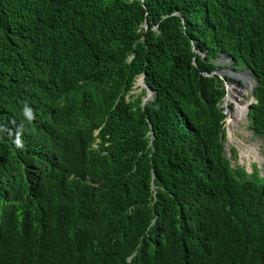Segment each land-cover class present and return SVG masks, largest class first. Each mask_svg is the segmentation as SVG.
I'll return each mask as SVG.
<instances>
[{
    "label": "trees",
    "instance_id": "16d2710c",
    "mask_svg": "<svg viewBox=\"0 0 264 264\" xmlns=\"http://www.w3.org/2000/svg\"><path fill=\"white\" fill-rule=\"evenodd\" d=\"M222 55L258 79L264 137V0H0V264H45V243L61 264L122 244L140 251L110 264H264V168L225 154ZM86 206L102 244L79 260Z\"/></svg>",
    "mask_w": 264,
    "mask_h": 264
},
{
    "label": "clouds",
    "instance_id": "9594fccd",
    "mask_svg": "<svg viewBox=\"0 0 264 264\" xmlns=\"http://www.w3.org/2000/svg\"><path fill=\"white\" fill-rule=\"evenodd\" d=\"M221 60L223 63H226V62H229L231 63V58L229 57H225V56H221ZM226 66H224L225 68ZM233 68H235V70L239 69L241 71H244V70H248L245 74H252L254 76V82L250 85V90L251 92L253 93V97L255 99V101L253 102H250V109H251V105L252 103H255L256 102V98L254 96L255 94V88L257 87V85L255 86L254 90H253V85L255 84V78L256 76L254 75L253 71L250 69V68H247V67H240V68H236L232 65ZM224 68H221V69H217L216 70V73L221 77V78H224V76H229L231 77L230 75H222L221 74V71L224 70ZM227 73H230V72H227ZM231 74V73H230ZM232 75V74H231ZM232 78V82H237L239 83L240 85L241 84H245L243 86H246L248 83L247 81H243V79H239V80H236L234 79L233 77ZM258 80V79H257ZM137 81V80H136ZM244 82V83H243ZM229 83L231 82H228V81H225V87H226V91L228 89V86H229ZM258 84V83H257ZM146 88V87H145ZM147 89V88H146ZM148 92V90H147ZM228 93V91H227ZM227 93L226 95L224 96V101H225V97L227 96ZM147 94V93H146ZM146 96V95H145ZM153 98V96H152ZM151 98V99H152ZM149 99V98H148ZM147 99V100H148ZM146 100V99H145ZM224 107V106H223ZM226 110H230L231 107H226L224 108V111ZM233 109V108H232ZM248 110H249V106H248ZM226 115H227V112L225 111ZM249 113H250V110H249ZM249 113L247 112V118L250 120V117H249ZM226 119V118H225ZM224 127H225V123H224ZM226 132V130H225ZM259 135V134H257ZM261 136V135H259ZM263 137V136H261ZM226 138V137H225ZM264 138V137H263ZM224 151H225V148H224ZM242 167V166H241ZM257 168V167H256ZM245 169V168H244ZM258 169V168H257ZM246 170V169H245ZM249 174H251L253 172V167H252V171H248L246 170ZM87 175L85 176L84 179L82 178H78L77 180H82L83 184L86 186L89 179L87 180ZM82 216L84 218V222L87 223V224H84V227H83V230L81 233L77 234L74 236V239L72 240L71 242V251L72 253L77 256L79 258V260L81 259V257L87 253V252H90V251H93V250H96L98 249L102 242H101V239L99 238V236L93 231V228L90 224V212H89V208L86 206V208L84 207V211L82 212ZM67 230V227H64V226H60V225H55L53 227V229L50 231V234L52 236H55L57 235L58 233H61L63 231ZM3 240L4 239H1L0 238V248H2L3 245ZM43 248H44V262L45 264H61V260H60V256H59V253L55 252L54 250H51L47 244H43ZM139 245L137 246V248H133L131 244L127 245V244H122V245H116V246H113L112 249H111V260L110 262H108L107 264H110L112 262H115L117 260H121V259H125L126 262L128 263L133 256H135L138 252H139ZM144 253V252H143Z\"/></svg>",
    "mask_w": 264,
    "mask_h": 264
},
{
    "label": "rangeland",
    "instance_id": "374dc122",
    "mask_svg": "<svg viewBox=\"0 0 264 264\" xmlns=\"http://www.w3.org/2000/svg\"><path fill=\"white\" fill-rule=\"evenodd\" d=\"M224 64L226 66L224 68V70L226 72H230L232 74L231 77H233L234 79H236V80L243 79V81L246 80L248 82H251V84L254 82V76L252 74H249V73L245 74L248 70H244V71H241L239 69L234 70L233 67H232V63L226 62ZM138 79H140V77ZM138 79L136 81L137 83L135 82V84H134V89L132 91L133 94H137V93L141 92L142 89L146 87L144 83H142V85L139 86V81L140 80L138 81ZM245 84H241L240 85L237 82H231V83H229L227 91L229 90V88H231V86H243ZM152 96H153V93L147 92L145 98L151 99ZM239 96H240V98L244 99L245 101H247L249 103L255 101V99L253 97V93L250 90V86H249V90H246L245 92H243ZM223 106H224V108L230 106L231 109H232V108H234V103H232V102L231 103H227V100L225 99V101L223 102ZM225 111L227 112V116H226V122H225L226 138H225V141H224V148H225V154L229 158L232 167L242 166L246 170L252 171V167L256 166L258 168V170L263 174V170L262 169L264 168V160L263 159H259V157L256 156V155H252L248 159L243 158L242 155L239 152V149H238V145L239 144L235 143V141H231L228 138L227 117L230 115L229 114L230 110L229 109L228 110L225 109ZM245 126L250 131V135H249L248 139L251 140L253 143H257L259 148H260L261 154L264 155V138L259 136V135H257V133L253 129H251L250 120L249 119H248V122L246 124L238 126L240 128L238 129V127H237L235 130H242V129L246 128ZM236 133H238V132H236ZM251 133H252V137L259 136L261 142H259L258 139H252L251 138ZM260 144H261V146H260Z\"/></svg>",
    "mask_w": 264,
    "mask_h": 264
},
{
    "label": "bare ground",
    "instance_id": "6f19581e",
    "mask_svg": "<svg viewBox=\"0 0 264 264\" xmlns=\"http://www.w3.org/2000/svg\"><path fill=\"white\" fill-rule=\"evenodd\" d=\"M138 81H139V86H141L142 80L138 79ZM247 83L248 84L246 86H231V88H229L228 90L226 97L227 103H231V102L234 103V108L230 109V113H229L230 115L227 117L228 138L231 141H235V143H238L240 145V146L238 145V149L243 158L248 159L252 155H256L259 157V159L264 160V155L261 154L258 144L253 143L251 140L248 139L250 135V131L247 129V127L245 126L246 128L242 130H235L238 126H241L248 122L247 112H248L249 102L245 101L239 96L246 90H249V86L251 85V82L247 81ZM239 128L240 127H238V129ZM251 138L258 139L259 142H261L260 137L259 136L252 137V133H251ZM42 221L43 218H40L37 221H35L34 224L41 226Z\"/></svg>",
    "mask_w": 264,
    "mask_h": 264
},
{
    "label": "water",
    "instance_id": "95a60500",
    "mask_svg": "<svg viewBox=\"0 0 264 264\" xmlns=\"http://www.w3.org/2000/svg\"><path fill=\"white\" fill-rule=\"evenodd\" d=\"M146 26H147V24H146ZM233 69L235 70V68H233ZM221 74L222 75H230V76H232L230 73H227L225 70H222ZM140 79L142 80V83L145 84V82H144V74L140 77ZM257 83H258V80H257V78H255V84L253 85V90H254L255 86L257 85ZM145 86H146L148 92L153 93V91L149 87H147L146 84H145ZM145 99L147 100L148 98H145ZM249 110H250V104H249ZM249 110H248V113H249ZM151 132L153 134V130H151Z\"/></svg>",
    "mask_w": 264,
    "mask_h": 264
}]
</instances>
